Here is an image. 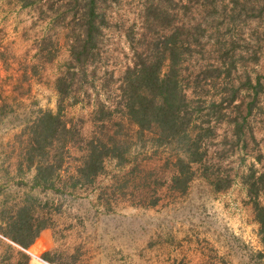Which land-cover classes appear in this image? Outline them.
<instances>
[{
  "label": "rangeland",
  "instance_id": "rangeland-1",
  "mask_svg": "<svg viewBox=\"0 0 264 264\" xmlns=\"http://www.w3.org/2000/svg\"><path fill=\"white\" fill-rule=\"evenodd\" d=\"M139 2L110 6L94 87H85L86 96L78 93L80 103L65 102L64 120L81 128L83 136L92 130L93 102L107 101L106 88L112 90L131 62L125 32L132 25L139 32ZM48 7L0 0V218L14 206L30 205L45 227L54 262L30 254L28 264L34 258L39 264H264L263 235L246 186L250 178L264 206V38L260 43L251 38L264 20L241 23L245 39H252L241 45L256 51L258 62L246 58L238 71L241 83L247 72L253 81L258 76L261 86L243 87L240 109L229 113L238 116V125L212 123L214 137L205 142L209 171L194 166L183 192L169 183L179 149L153 147L146 138L133 145L123 166L107 161L90 185L69 187L66 160L50 189L34 186L33 168L19 157L21 132L40 111L56 112V80L69 61L66 29ZM42 48L51 50L50 56L41 54ZM10 255L0 248V264L13 263Z\"/></svg>",
  "mask_w": 264,
  "mask_h": 264
},
{
  "label": "trees",
  "instance_id": "trees-1",
  "mask_svg": "<svg viewBox=\"0 0 264 264\" xmlns=\"http://www.w3.org/2000/svg\"><path fill=\"white\" fill-rule=\"evenodd\" d=\"M21 1L48 4L59 22L55 23L66 29L69 51L65 71L55 84L56 112L40 111L21 132L19 157L33 168L36 187L52 189L66 160L71 165L67 176L71 189L93 184L107 161L123 166L133 145L146 138L153 147L179 149L169 183L183 192L197 169L209 171L205 142L214 137L212 123L226 120L238 125V116L229 113L240 109L243 87L254 91L261 86L259 77L253 81L247 72L241 83L238 71L245 67L246 58L258 62L257 52L241 44L249 45L251 38L255 43L263 41L264 26L260 23L255 35L245 39L241 23L263 21L264 0H140L139 32L135 25L125 32L131 62L112 90L106 88L107 101L93 102L92 130L83 136L81 128L64 120L65 102L80 103L78 93L86 96L85 87H94L108 10L121 0ZM193 10L196 17L186 20L185 15ZM41 52L50 56L51 50L42 48ZM74 151L77 156L72 155ZM246 186L264 241V206L250 178ZM4 214L8 216L0 218V248L15 258L11 264H28L30 254L54 263L45 227L30 205L14 206ZM29 264L39 262L34 258Z\"/></svg>",
  "mask_w": 264,
  "mask_h": 264
}]
</instances>
